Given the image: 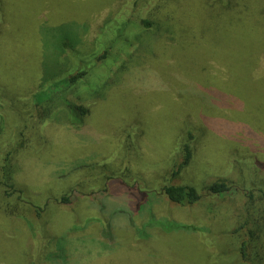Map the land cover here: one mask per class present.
<instances>
[{
  "label": "rangeland",
  "instance_id": "374dc122",
  "mask_svg": "<svg viewBox=\"0 0 264 264\" xmlns=\"http://www.w3.org/2000/svg\"><path fill=\"white\" fill-rule=\"evenodd\" d=\"M127 1L3 0L0 134L15 128L0 146L11 138L15 189L45 211L0 185V264H247L250 228L235 230L246 194L264 193V0ZM68 101L90 114L73 124ZM190 130L194 158L173 180L205 200L158 196L153 208L205 231L140 238L138 207L177 169ZM219 178L234 187L212 200ZM64 194L76 203L54 201Z\"/></svg>",
  "mask_w": 264,
  "mask_h": 264
},
{
  "label": "trees",
  "instance_id": "16d2710c",
  "mask_svg": "<svg viewBox=\"0 0 264 264\" xmlns=\"http://www.w3.org/2000/svg\"><path fill=\"white\" fill-rule=\"evenodd\" d=\"M131 1V0H130ZM130 1H127L129 4ZM3 11V0H0V20L1 14ZM145 23L149 24L147 20ZM107 56V50L100 58H104ZM88 73V70H80L75 74H72L68 78L69 85L81 80L84 78ZM38 100V99H37ZM7 100L0 95V118L1 123H4L3 116L5 115L4 108H7L5 104ZM36 104L38 106L41 105L40 101H37ZM68 107L70 108L71 115L74 117L73 124H77L84 120L86 116H88L91 112V108L80 104L78 102L71 103L67 102ZM14 125L12 121H8L4 127H2L3 131L0 134V141L3 138L2 134L8 133L9 129L11 130V135L14 133ZM186 140L183 142V151H184V158L181 163L178 165L177 169L172 172V174H165L164 179L161 180V188L159 190H151V196L148 198L145 197L144 201L142 202L141 206L138 207V210L145 211L146 216L148 219L142 223V225H138L135 228L138 232H140V238L142 237H149L150 230L154 228L161 229L164 232H177L188 230L191 232H200L203 233L205 228L203 226H198L197 224H184L175 219H172L170 216L169 218L166 217H158L154 211V200L160 196H165L169 201L177 204L180 207H190L194 205L200 204L202 201L205 200V195L198 190L197 187L190 184H181L175 183L174 177L178 176L182 170L190 165L192 162L194 155H195V147H194V140L196 139V135L192 133V131H188V135L183 137ZM6 140V139H5ZM11 138L7 139L3 144L0 146V152L4 151L7 147V151L3 155L0 153V185L4 186L6 192L9 197H12L14 193L17 194L18 206L26 203L28 206L34 208V211L37 213V216L41 218L43 216V212L45 209L39 206H32L31 203L25 202V200L21 196V190L15 189L14 183L12 182L11 176V161H12V154L13 150L10 147ZM130 147V146H129ZM7 187L9 189H7ZM121 187L122 186L121 184ZM233 181L219 178L208 185L205 186L206 192L214 199L218 197L226 196L228 193L232 192L233 190ZM11 191V192H9ZM114 192V189H112ZM143 192V191H142ZM148 191H144L143 193H147ZM247 196V197H246ZM247 200L245 201V217L240 223V226L235 231H240L249 227V231L247 234V238L242 240L241 245V254L243 259L246 260L247 264H264V193L260 191L259 193L251 191L250 193L246 194ZM77 200V196L73 194H64L61 197L56 198L54 201L59 205L71 206L75 204ZM2 206L4 207V212L11 215V213L15 210V206L13 207L11 201L7 200V198H3ZM252 223V226L250 224ZM202 237V236H199Z\"/></svg>",
  "mask_w": 264,
  "mask_h": 264
}]
</instances>
